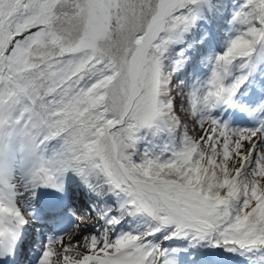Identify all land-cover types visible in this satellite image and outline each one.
<instances>
[{"label": "snow or ice", "instance_id": "1", "mask_svg": "<svg viewBox=\"0 0 264 264\" xmlns=\"http://www.w3.org/2000/svg\"><path fill=\"white\" fill-rule=\"evenodd\" d=\"M0 264H264V0H0Z\"/></svg>", "mask_w": 264, "mask_h": 264}]
</instances>
